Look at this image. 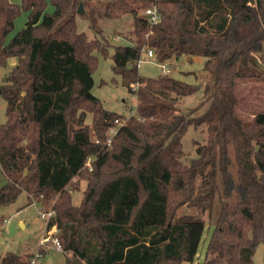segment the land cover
Returning a JSON list of instances; mask_svg holds the SVG:
<instances>
[{
	"label": "trees",
	"instance_id": "1",
	"mask_svg": "<svg viewBox=\"0 0 264 264\" xmlns=\"http://www.w3.org/2000/svg\"><path fill=\"white\" fill-rule=\"evenodd\" d=\"M93 1L0 0V67L16 60L0 85V205L25 194L26 205L50 207L45 230L55 229L65 264H192L205 222L177 216L183 206L207 211L212 222L204 264H254L264 244V112L243 122L234 89L261 76L254 55L264 52V0ZM79 4L91 16H130V44L112 45L95 23L92 37L80 31ZM149 8L160 17L152 26L139 15ZM22 13L24 27L6 41ZM110 48L113 73L137 100L124 123L92 94L98 55ZM143 49L160 64L182 56L206 59L205 68L214 62L212 83L201 90L166 74L139 77ZM200 91L204 100L182 112L180 101ZM201 126L206 143L185 163L181 140ZM74 179L85 182L78 205ZM31 258L7 253L0 264Z\"/></svg>",
	"mask_w": 264,
	"mask_h": 264
},
{
	"label": "rangeland",
	"instance_id": "2",
	"mask_svg": "<svg viewBox=\"0 0 264 264\" xmlns=\"http://www.w3.org/2000/svg\"><path fill=\"white\" fill-rule=\"evenodd\" d=\"M18 1V0H13ZM104 0H94L91 7L99 8L100 2ZM47 12L52 11V7H47ZM90 8H85L82 5V14H78L80 31L87 32L88 36H91L89 27L95 23L96 27L101 28L108 41L115 46L129 45V39H133L132 32V18L130 16H123L119 19H104L99 15H89ZM140 16L145 15L144 12H139ZM26 13H22L14 21V30L7 37L6 41H9L13 35L24 27L26 22ZM92 37V36H91ZM113 53L112 48L109 49L108 55L103 57L98 55V64L92 73L93 88L92 94L100 101L103 108L110 112L123 115L124 119L121 123H124L128 117L135 115V106L137 103L136 97L131 95L124 85V81L121 76L115 75L112 71L111 55ZM256 68L260 72L261 76L255 80L236 81L235 84V96L237 99L236 112L241 120L245 123H250L253 116L257 113L264 112V52L254 55ZM206 59L201 58L200 62H191L185 58V56L170 61V63H158L154 57L148 59L143 57V62L138 66V75L142 78H155L160 74H163V68L168 69V72L164 74L169 75L175 80L182 81L190 85H199L204 88L206 85L212 83V70L214 68V62H212L208 68H205ZM15 61H8L6 67H0V85L3 78L8 74L12 68V64ZM205 96L202 91L184 98L179 103V109L182 112H186L188 109L196 107ZM208 104L197 112L195 115H200L205 111ZM90 114L87 115L86 124L90 123ZM6 121V102L0 95V125ZM115 130V128L113 129ZM108 136H112L111 130L108 132ZM91 140H93L94 134L90 133ZM207 140L206 126H201L197 129L189 127L186 134L183 136L182 148H183V161L185 163L190 162L196 157L195 149L198 145H203ZM91 161L89 158L86 163V168L91 169ZM6 182L4 175L0 169V187ZM73 182H78L79 190L72 192V203L78 205L81 199V193L85 188V182L82 180L74 179ZM197 185L200 180L197 179ZM27 197L25 194H21L18 199L9 205H0V257L7 253H15L21 259L31 258V255H35L39 248L44 249V254L38 262H44L46 264H65L66 254L64 252H58L53 248L52 240L55 239V230H45L46 219H41L43 212L50 211L51 208L47 207V210L40 209L36 204L26 205ZM181 215H199L205 222V228L202 236L201 243L198 247L197 255L192 264H204L206 257V246L212 232V222L209 219L207 211L201 212L200 210L183 206L177 211V216ZM217 211L212 213V218L215 219ZM43 233H42V228ZM42 235V236H41ZM41 239L39 240V238ZM47 237L48 241L40 245V241ZM39 240V247H38ZM70 256V254L68 255ZM254 264H264V244L259 245L253 254Z\"/></svg>",
	"mask_w": 264,
	"mask_h": 264
},
{
	"label": "built area",
	"instance_id": "3",
	"mask_svg": "<svg viewBox=\"0 0 264 264\" xmlns=\"http://www.w3.org/2000/svg\"><path fill=\"white\" fill-rule=\"evenodd\" d=\"M145 17L149 23L150 26L152 25H155L156 23L159 22L160 20V17H159V14L157 13L156 9L155 8H149L147 10H145ZM147 57L148 59H151L153 57V52L152 50H141L140 52V56H139V59L137 60L136 64H137V68L139 66L140 63L143 62V57ZM163 68V71L162 73L164 74L165 72H168V69H166L165 67H162ZM138 87V84H135L133 85V89H137ZM115 130L111 129V133L112 135L115 134ZM109 142H110V139L107 141V144L109 145ZM54 215V212L52 210L50 211H47V212H43L41 214V219H46V223H45V226L48 222V220ZM53 230H55L54 228H51ZM50 229V230H51ZM48 241V238L47 237H44L41 241H40V245L44 244L45 242ZM52 245H53V248L58 251V252H61V247H60V244L59 242L57 241V239H53L52 240ZM42 257V254L41 252H37L35 255H33V257L31 258L30 260V264H36L38 262L39 259H41Z\"/></svg>",
	"mask_w": 264,
	"mask_h": 264
},
{
	"label": "crops",
	"instance_id": "4",
	"mask_svg": "<svg viewBox=\"0 0 264 264\" xmlns=\"http://www.w3.org/2000/svg\"><path fill=\"white\" fill-rule=\"evenodd\" d=\"M185 58L188 59L191 62H200V60H201L200 57H188V56H185ZM9 61H15V59H10ZM14 64H12V66H14ZM43 229H44V227L42 228V233H43ZM40 239H41V237L39 238V240ZM39 240H38V247H39ZM31 256L33 257V255H31Z\"/></svg>",
	"mask_w": 264,
	"mask_h": 264
},
{
	"label": "water",
	"instance_id": "5",
	"mask_svg": "<svg viewBox=\"0 0 264 264\" xmlns=\"http://www.w3.org/2000/svg\"><path fill=\"white\" fill-rule=\"evenodd\" d=\"M77 12L78 14H82V4H79Z\"/></svg>",
	"mask_w": 264,
	"mask_h": 264
}]
</instances>
